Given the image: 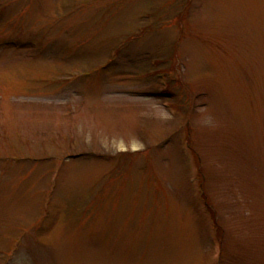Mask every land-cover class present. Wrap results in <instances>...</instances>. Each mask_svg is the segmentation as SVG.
Wrapping results in <instances>:
<instances>
[{"label":"rangeland","instance_id":"rangeland-1","mask_svg":"<svg viewBox=\"0 0 264 264\" xmlns=\"http://www.w3.org/2000/svg\"><path fill=\"white\" fill-rule=\"evenodd\" d=\"M0 264H264V0H0Z\"/></svg>","mask_w":264,"mask_h":264},{"label":"bare ground","instance_id":"bare-ground-1","mask_svg":"<svg viewBox=\"0 0 264 264\" xmlns=\"http://www.w3.org/2000/svg\"><path fill=\"white\" fill-rule=\"evenodd\" d=\"M121 148H123V147L121 146ZM133 148H137V145H136V144H134V145H133Z\"/></svg>","mask_w":264,"mask_h":264}]
</instances>
